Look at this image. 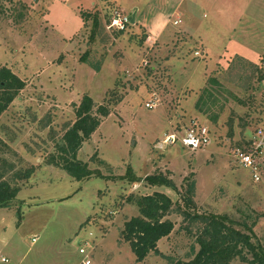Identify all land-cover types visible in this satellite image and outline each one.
<instances>
[{
	"label": "rangeland",
	"instance_id": "1",
	"mask_svg": "<svg viewBox=\"0 0 264 264\" xmlns=\"http://www.w3.org/2000/svg\"><path fill=\"white\" fill-rule=\"evenodd\" d=\"M134 1L151 6L150 20H161L178 0ZM199 1L195 25L186 15L176 24L173 16L166 36L150 40L143 25L108 28L116 11L133 10L107 0H0V68L10 67L25 82L0 114V182L20 187L0 207V264H79L85 240L95 245L93 264L191 262L204 224L198 214L228 215L264 250V152L259 181L235 156L264 125L263 91L255 90L264 73V0ZM82 11L100 12L96 31L92 18L83 24ZM185 28L196 29L204 44ZM208 84L216 101L201 112L196 104ZM85 95L94 111L110 113H98L100 126L72 156L60 148ZM154 96L158 104L146 107ZM192 120L211 129L209 146L196 152L180 142L159 147L167 133ZM53 157L81 160L95 173L78 180ZM158 172L177 189L149 185L146 176ZM190 185L193 208L181 195ZM154 190L175 202L169 215L175 229L158 245L162 254L152 252L142 263L121 233L139 214L128 197ZM231 264L248 263L237 257Z\"/></svg>",
	"mask_w": 264,
	"mask_h": 264
},
{
	"label": "trees",
	"instance_id": "2",
	"mask_svg": "<svg viewBox=\"0 0 264 264\" xmlns=\"http://www.w3.org/2000/svg\"><path fill=\"white\" fill-rule=\"evenodd\" d=\"M81 13L84 25L92 18L93 31H96L101 23L100 12H95L93 15L90 12L82 11ZM263 78L264 73L258 79L256 91L258 88L261 89L260 81ZM209 83L221 86V82L214 78H211ZM24 86L25 82L10 67L3 65L0 68V90L2 91L0 92V114L8 108ZM215 99L213 89L208 84L203 89V94L196 106L199 111L208 112L209 105L211 106V102L215 103ZM262 99L263 102L264 97ZM94 105L92 97L85 95L77 107L76 120L63 136L65 143L60 149L65 154L76 156L83 142L98 129L101 124V116L98 113L104 116L109 115V110L103 107L94 111ZM55 159L53 157L52 161L62 165L67 172L78 180L95 173L87 163H83L81 160L74 161L65 157L64 163H61L59 159L57 161ZM31 173L32 170L27 171L24 177H30ZM145 179L149 185H167L177 189L174 181L163 172L149 174ZM194 188L195 186L190 185L186 194H181L182 201L188 208H193L196 204ZM19 191V186L14 187L7 181L0 182V207L6 206L18 195ZM127 201L138 207L139 214L132 216L125 222L121 234L130 243L137 261H144L152 252L158 255L162 254L158 242L162 238L168 237L175 229V222L169 218L175 202L166 193L158 190L145 195H130ZM179 208L185 218L190 217L191 214L188 210L181 205ZM196 217L202 219L204 223L198 235L200 249L191 262L183 264H231L237 257L248 264H264L262 247L253 241L249 232L236 228L228 215L198 214Z\"/></svg>",
	"mask_w": 264,
	"mask_h": 264
},
{
	"label": "built area",
	"instance_id": "3",
	"mask_svg": "<svg viewBox=\"0 0 264 264\" xmlns=\"http://www.w3.org/2000/svg\"><path fill=\"white\" fill-rule=\"evenodd\" d=\"M129 16L116 11L113 15L108 28H114L117 30H122L129 24ZM179 20H176L177 24ZM196 54H200L199 51ZM260 88L263 91L264 96V78L260 81ZM158 98L154 96L152 99L146 102V107L153 108L158 103ZM264 104V101H263ZM264 109V106H263ZM180 142L185 148L196 152L198 150H204L212 142V132L208 125L199 122L197 120H192L189 125L183 126L182 128H177L170 133H167L165 138L162 139L160 148L165 145H173ZM164 144V146H163ZM163 146V147H162ZM158 147V148H159ZM264 152V125L256 127L253 135L246 142L245 147H237L235 150V156L239 160L240 165L245 166L250 169L254 179L259 181L262 179L260 161L261 155ZM95 245L91 240H85L80 246L79 251L82 255L79 264H93V249ZM2 260L7 261L5 257Z\"/></svg>",
	"mask_w": 264,
	"mask_h": 264
},
{
	"label": "crops",
	"instance_id": "4",
	"mask_svg": "<svg viewBox=\"0 0 264 264\" xmlns=\"http://www.w3.org/2000/svg\"><path fill=\"white\" fill-rule=\"evenodd\" d=\"M107 1H110L112 3H116V5H119L122 10L124 9L126 11L127 10H133L135 7H137L138 12L136 15V25L137 26L143 25L147 29V32L149 34L148 38L150 40L151 39L152 40L153 39L160 40L161 38L166 36L165 32H166L167 27L169 26V24L171 22V18L173 16H175V18H176L175 20H179V22L177 24H179L182 21L181 18H183L184 15L189 16L191 19H193V24L195 25L196 21L194 20V18L198 14V10H199L198 7L202 6V4L199 0H190L189 3H191V4L188 6H185L186 0H178L176 2L177 3L176 6L174 8H172L171 10H169L168 12H165V16L163 18H161V20L156 19V18H152L150 20L148 18V11H149L148 9H149V7H151L149 4L146 5L145 7H143V9H141V7L134 0H129L128 2L123 1V0H107ZM158 1L161 4L167 3V2H164L165 0H158ZM131 14H128V15L131 16ZM83 24H84V22H83ZM185 29H189V31L194 32L195 34H197V36H201L200 38H202V39L198 38V40L200 41V43L204 44L203 36L201 34H199V32H197L196 29H191V28H185ZM64 39H67V38H64ZM207 51H208V48L205 49V52H207ZM154 191H156V190H154ZM165 238H162L158 242L159 246H160L161 241ZM148 257L144 261H141V262L146 263V260L148 259Z\"/></svg>",
	"mask_w": 264,
	"mask_h": 264
},
{
	"label": "water",
	"instance_id": "5",
	"mask_svg": "<svg viewBox=\"0 0 264 264\" xmlns=\"http://www.w3.org/2000/svg\"><path fill=\"white\" fill-rule=\"evenodd\" d=\"M137 12H138V8L135 7V8L133 9V12H132L130 18H129V22H130L131 24H135V23H136V15H137Z\"/></svg>",
	"mask_w": 264,
	"mask_h": 264
}]
</instances>
